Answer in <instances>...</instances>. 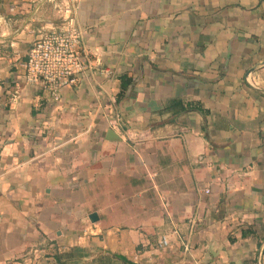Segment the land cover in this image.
<instances>
[{
	"label": "crops",
	"instance_id": "obj_1",
	"mask_svg": "<svg viewBox=\"0 0 264 264\" xmlns=\"http://www.w3.org/2000/svg\"><path fill=\"white\" fill-rule=\"evenodd\" d=\"M70 16L54 102L23 63ZM262 62L264 0H0V264H264Z\"/></svg>",
	"mask_w": 264,
	"mask_h": 264
},
{
	"label": "built area",
	"instance_id": "obj_2",
	"mask_svg": "<svg viewBox=\"0 0 264 264\" xmlns=\"http://www.w3.org/2000/svg\"><path fill=\"white\" fill-rule=\"evenodd\" d=\"M90 65L91 50L84 42V29L70 16L60 26L39 34L23 63V77L26 84L39 87L50 100L59 102L62 90L86 76ZM117 123L120 128L119 118ZM196 222L192 221L194 228ZM159 244L168 246V237L163 236ZM188 247L187 241L184 248Z\"/></svg>",
	"mask_w": 264,
	"mask_h": 264
},
{
	"label": "trees",
	"instance_id": "obj_3",
	"mask_svg": "<svg viewBox=\"0 0 264 264\" xmlns=\"http://www.w3.org/2000/svg\"><path fill=\"white\" fill-rule=\"evenodd\" d=\"M130 82L126 83L123 81L122 84V91H124ZM166 109L168 111L172 112L173 118L177 117L179 114L188 112V111H199L201 113H205V109L201 105L200 102H185L183 100H173L167 107Z\"/></svg>",
	"mask_w": 264,
	"mask_h": 264
},
{
	"label": "water",
	"instance_id": "obj_4",
	"mask_svg": "<svg viewBox=\"0 0 264 264\" xmlns=\"http://www.w3.org/2000/svg\"><path fill=\"white\" fill-rule=\"evenodd\" d=\"M263 65H264V62L258 64L255 68L260 67V66H263ZM255 68H253L252 70L249 71L248 76H247V82L250 84V87H252L255 90H258V91L264 93V90L263 89H260V88H258L256 86H254L251 83L250 79H249V75H250L251 71L255 70ZM107 138L110 139V140H118V139H120L119 136L116 134V132L113 129L108 130V132H107ZM89 217H90V219L92 221H96L98 219V214L96 212H93L92 214H90ZM261 252H262V248L260 249V255H261Z\"/></svg>",
	"mask_w": 264,
	"mask_h": 264
}]
</instances>
